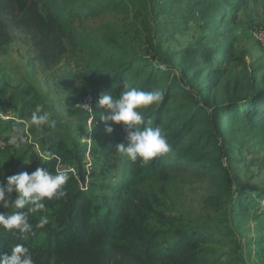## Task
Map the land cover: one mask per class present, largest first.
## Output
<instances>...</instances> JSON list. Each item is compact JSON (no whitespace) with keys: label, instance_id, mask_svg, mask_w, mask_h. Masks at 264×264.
I'll use <instances>...</instances> for the list:
<instances>
[{"label":"trees","instance_id":"obj_1","mask_svg":"<svg viewBox=\"0 0 264 264\" xmlns=\"http://www.w3.org/2000/svg\"><path fill=\"white\" fill-rule=\"evenodd\" d=\"M254 1L146 0L154 30L162 39L185 34L194 23L202 26L201 37L183 48L159 51L156 59L79 31L84 21L112 12L128 22L136 6L133 0H0V54L7 52L13 40L11 28H16L29 35L41 62L57 64L70 52L81 55L83 67L75 77L94 97L90 124L100 141L97 149L70 147L49 134L42 139L41 154L20 155L7 176L38 167L67 171L68 194L44 201L50 209L49 223L34 227L35 234H28L27 240L0 227V258L10 256L19 243L29 249L35 264H224L222 254H211L203 246L204 229L176 221L169 195L171 185L181 179L209 182L218 190L220 202L230 199L233 219L248 202L264 200V191L243 190L233 196L231 171L235 151L253 154L264 148V87L226 93L221 83L231 78L226 61L233 59L232 25ZM13 76L0 62V105L18 104L8 119L17 121L44 100L34 86ZM233 80L238 83L240 77ZM125 83L163 92L160 102L138 109L145 117L138 127H161L171 151L146 164L133 163L116 151L117 144L127 143L123 125L108 122L113 127L109 134L100 120V93L111 91L118 97ZM88 153L108 163L117 178L85 184L78 157L82 160ZM4 182L6 177H0ZM13 211L11 204L0 206L5 214ZM38 218L39 214L31 215L29 222L35 226Z\"/></svg>","mask_w":264,"mask_h":264},{"label":"rangeland","instance_id":"obj_2","mask_svg":"<svg viewBox=\"0 0 264 264\" xmlns=\"http://www.w3.org/2000/svg\"><path fill=\"white\" fill-rule=\"evenodd\" d=\"M133 1L136 6L128 22L125 23L119 13L112 12L84 21L79 31L106 45L109 42L122 44L156 59L159 58V51L183 48L202 36L201 24L194 23L185 34L160 38L154 30L146 0ZM259 29L264 30V0H256L243 8L237 22L232 25L233 59L226 61L231 78L221 81L226 93L240 89L248 92L253 86L264 87V46L254 34ZM11 30L13 40L7 52L0 54V62L14 73L15 81L28 82L40 92L44 100L41 111L50 115L48 123L36 126L30 123L32 114L17 121L8 120L10 112L13 113L18 104L0 105V117L5 119L0 124L2 179L15 168L21 154L43 152L42 139L45 135L51 134L54 139L64 140L70 147H100L98 134L90 124L91 113L85 105L89 89L75 77L83 67L81 55L70 52L68 59L57 64L41 62L32 51L29 35L22 29ZM67 64L70 66L67 67ZM234 77H240L238 83H235ZM51 119L60 124L55 125ZM15 129H19L24 138L19 148L8 143L10 136L16 134ZM234 153L235 161L231 164L233 196L243 190L264 191V148L253 154L238 150ZM78 158L85 184L89 180L114 181L117 178V172L98 156L93 158L88 153L82 160L81 156ZM218 195L216 187L209 182L179 180L171 185L169 195L176 221L204 229L207 239L203 246L211 254L226 257L224 264H264V200L248 202L246 208L233 219L229 212L230 199L225 197L220 202Z\"/></svg>","mask_w":264,"mask_h":264},{"label":"clouds","instance_id":"obj_3","mask_svg":"<svg viewBox=\"0 0 264 264\" xmlns=\"http://www.w3.org/2000/svg\"><path fill=\"white\" fill-rule=\"evenodd\" d=\"M162 99L163 92L159 90L144 91L126 83L118 97H114L111 91H104L99 95L98 106L103 109L100 120L106 124L105 131L109 134L113 132V127L108 122L123 125L127 143L117 144L115 149L133 163L139 161L146 164L171 151L167 135L161 127H138L145 121L138 109L156 104ZM49 115L47 112L42 113L41 108L37 106L31 115L30 123L36 126L46 124L49 122ZM15 132V135L10 136L8 143L19 148L24 138L19 129H15ZM2 175L4 173H0V176ZM68 180L67 171L53 173L44 167H38L31 173L25 171L6 176V182L0 183V206L7 207L11 204L15 211L11 214L0 212V227L13 233L18 232L27 240L28 234H35L34 227L41 229L49 223L50 209L44 201L66 198L68 193L65 185ZM13 194L15 199L11 200ZM35 214H39V218L33 226L29 217ZM223 259L226 260V257ZM0 264H35V261L29 249L18 243L11 248L10 256L4 255L0 258Z\"/></svg>","mask_w":264,"mask_h":264},{"label":"built area","instance_id":"obj_4","mask_svg":"<svg viewBox=\"0 0 264 264\" xmlns=\"http://www.w3.org/2000/svg\"><path fill=\"white\" fill-rule=\"evenodd\" d=\"M255 37L256 39L261 43V45L264 46V30L259 29V30H255ZM94 100V97L91 93H88V96L86 98V106L89 109L90 113L92 114V102Z\"/></svg>","mask_w":264,"mask_h":264}]
</instances>
